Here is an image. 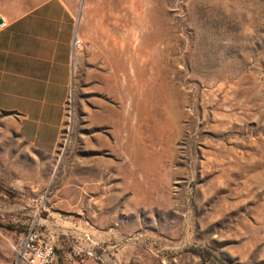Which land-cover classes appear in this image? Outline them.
Here are the masks:
<instances>
[{
  "label": "rangeland",
  "instance_id": "obj_1",
  "mask_svg": "<svg viewBox=\"0 0 264 264\" xmlns=\"http://www.w3.org/2000/svg\"><path fill=\"white\" fill-rule=\"evenodd\" d=\"M63 1L58 152L0 111V264L60 208L100 264H264V0Z\"/></svg>",
  "mask_w": 264,
  "mask_h": 264
},
{
  "label": "crops",
  "instance_id": "obj_2",
  "mask_svg": "<svg viewBox=\"0 0 264 264\" xmlns=\"http://www.w3.org/2000/svg\"><path fill=\"white\" fill-rule=\"evenodd\" d=\"M23 6V0L0 6L4 20L0 25V111L16 122L23 140L38 151L55 155L72 80L74 15L63 0ZM62 214V208L49 211L47 218H41L46 225L42 230L47 235L60 231L71 241V245L63 242L58 248L55 244V264H76L74 242L80 233L76 224L64 225ZM12 252L15 258L13 246ZM90 261L100 264L93 258Z\"/></svg>",
  "mask_w": 264,
  "mask_h": 264
},
{
  "label": "built area",
  "instance_id": "obj_3",
  "mask_svg": "<svg viewBox=\"0 0 264 264\" xmlns=\"http://www.w3.org/2000/svg\"><path fill=\"white\" fill-rule=\"evenodd\" d=\"M79 40L74 39L73 46ZM15 264H55V241L48 236L37 221H33L24 232L21 241L13 245ZM94 246L83 247L79 243L75 245L73 256L76 264H92L90 258L94 256Z\"/></svg>",
  "mask_w": 264,
  "mask_h": 264
},
{
  "label": "water",
  "instance_id": "obj_4",
  "mask_svg": "<svg viewBox=\"0 0 264 264\" xmlns=\"http://www.w3.org/2000/svg\"><path fill=\"white\" fill-rule=\"evenodd\" d=\"M4 22L3 18L0 17V25Z\"/></svg>",
  "mask_w": 264,
  "mask_h": 264
},
{
  "label": "bare ground",
  "instance_id": "obj_5",
  "mask_svg": "<svg viewBox=\"0 0 264 264\" xmlns=\"http://www.w3.org/2000/svg\"><path fill=\"white\" fill-rule=\"evenodd\" d=\"M117 2H123V1L117 0ZM125 7H126V6H125Z\"/></svg>",
  "mask_w": 264,
  "mask_h": 264
}]
</instances>
